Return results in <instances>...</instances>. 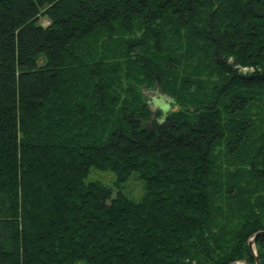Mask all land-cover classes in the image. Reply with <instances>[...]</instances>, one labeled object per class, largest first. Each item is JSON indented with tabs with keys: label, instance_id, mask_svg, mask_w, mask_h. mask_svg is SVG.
<instances>
[{
	"label": "trees",
	"instance_id": "obj_1",
	"mask_svg": "<svg viewBox=\"0 0 264 264\" xmlns=\"http://www.w3.org/2000/svg\"><path fill=\"white\" fill-rule=\"evenodd\" d=\"M259 230L264 0H0V264H254Z\"/></svg>",
	"mask_w": 264,
	"mask_h": 264
},
{
	"label": "rangeland",
	"instance_id": "obj_2",
	"mask_svg": "<svg viewBox=\"0 0 264 264\" xmlns=\"http://www.w3.org/2000/svg\"><path fill=\"white\" fill-rule=\"evenodd\" d=\"M39 22L42 25H45L47 23V20L43 17L39 18ZM252 68H241V70L246 71V70H251ZM139 91L143 93V95L146 97L148 105L150 107V110L155 111L158 110L161 113H165L169 109L175 110L177 108V105H175L173 102H171L170 99L165 97L164 95L160 94L157 89L155 88H148L146 86H139L138 87ZM165 108H162V107ZM90 179H96L100 180L101 182L105 184H109L112 180L111 174L107 172H101V171H92L91 174L89 175ZM124 191L126 192L127 195L130 197H138L141 194V189H140V184L139 181L134 177L128 179V181L125 183V188ZM252 248L253 244H252Z\"/></svg>",
	"mask_w": 264,
	"mask_h": 264
},
{
	"label": "water",
	"instance_id": "obj_3",
	"mask_svg": "<svg viewBox=\"0 0 264 264\" xmlns=\"http://www.w3.org/2000/svg\"><path fill=\"white\" fill-rule=\"evenodd\" d=\"M260 234H264V230H259V231H256L254 232L251 237L248 239V246L249 248L251 249L252 253H253V256H254V260H255V263L254 264H258V260H257V257L255 255V252L252 248V244H253V239L256 235H260ZM230 264H245V263H242V262H238V261H234V262H231Z\"/></svg>",
	"mask_w": 264,
	"mask_h": 264
}]
</instances>
